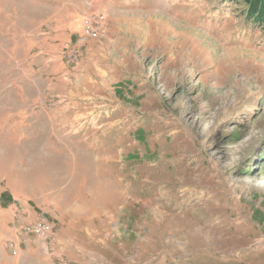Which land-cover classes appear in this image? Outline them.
Instances as JSON below:
<instances>
[{"label": "rangeland", "instance_id": "rangeland-1", "mask_svg": "<svg viewBox=\"0 0 264 264\" xmlns=\"http://www.w3.org/2000/svg\"><path fill=\"white\" fill-rule=\"evenodd\" d=\"M65 209L91 211L80 254L51 249ZM39 221L49 254L35 239L22 264H264L248 0H0V264Z\"/></svg>", "mask_w": 264, "mask_h": 264}, {"label": "crops", "instance_id": "crops-1", "mask_svg": "<svg viewBox=\"0 0 264 264\" xmlns=\"http://www.w3.org/2000/svg\"><path fill=\"white\" fill-rule=\"evenodd\" d=\"M69 213L70 211L65 209L63 210L61 214L60 213H57V215L51 214L50 216L53 222L56 224V227H55L56 232L54 233V235L56 233L57 235L61 233V236H63V238H58V237L55 238V241H54L55 247L53 245L51 246V249H53V253L56 252V254L59 253V254L65 255L64 252L66 250V255H69L68 253H70V250L73 251L74 249H76V251H78V253L80 254V251L78 250L79 249L78 242L80 241L79 237L85 235L86 233L84 226L81 225L80 223L84 222L83 218L85 219V217H88L89 215H91V211L87 212L86 210H84L81 212V215H78L80 213H77V215H74V213L76 214L75 211H71V213L70 214ZM63 231H66V232H63ZM9 236L10 238H9L7 245H9V243L11 244L12 242L13 243L17 242L15 245L18 251L16 256L18 257V259L21 258L19 261L20 264H22L23 261H25L29 257L33 258L35 256L36 249H38L37 247H39V245L37 244L33 245L32 242H34V239L32 240V239H28V237H25L23 235V229L20 228V226L18 228H15L11 232L9 231ZM21 236H23L24 239L21 238ZM89 238L92 239V237L90 236ZM40 245L41 247L43 246L45 248V251L49 254L50 246L48 242L45 241L43 244H40ZM83 245L84 244H82L81 246ZM67 250H68V253H67ZM47 259H50V257H47ZM83 259L84 258L80 257V260L78 259L77 263L85 264L83 262Z\"/></svg>", "mask_w": 264, "mask_h": 264}, {"label": "built area", "instance_id": "built-area-1", "mask_svg": "<svg viewBox=\"0 0 264 264\" xmlns=\"http://www.w3.org/2000/svg\"><path fill=\"white\" fill-rule=\"evenodd\" d=\"M96 21V19H95ZM98 37V29L96 24L94 23L93 17L87 18L84 23H83V28H82V33L80 37L81 42H86L90 38H96ZM52 226L48 222L44 221H39L36 224L32 225H27L23 228V235L25 237H33V239L41 240V241H46V239L49 237L50 232H51ZM21 238L24 239L23 236ZM16 243L14 242L11 244V248L13 250V253H17V248H16Z\"/></svg>", "mask_w": 264, "mask_h": 264}, {"label": "trees", "instance_id": "trees-1", "mask_svg": "<svg viewBox=\"0 0 264 264\" xmlns=\"http://www.w3.org/2000/svg\"><path fill=\"white\" fill-rule=\"evenodd\" d=\"M248 14H252L257 21L264 20V0H248Z\"/></svg>", "mask_w": 264, "mask_h": 264}]
</instances>
